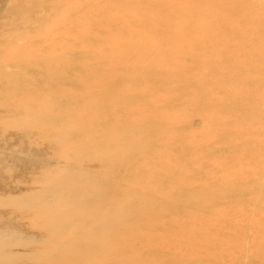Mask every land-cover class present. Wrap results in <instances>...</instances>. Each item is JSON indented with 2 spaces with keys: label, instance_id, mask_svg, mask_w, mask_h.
Here are the masks:
<instances>
[{
  "label": "rangeland",
  "instance_id": "1",
  "mask_svg": "<svg viewBox=\"0 0 264 264\" xmlns=\"http://www.w3.org/2000/svg\"><path fill=\"white\" fill-rule=\"evenodd\" d=\"M0 129L5 250L264 264V0H0Z\"/></svg>",
  "mask_w": 264,
  "mask_h": 264
},
{
  "label": "bare ground",
  "instance_id": "2",
  "mask_svg": "<svg viewBox=\"0 0 264 264\" xmlns=\"http://www.w3.org/2000/svg\"><path fill=\"white\" fill-rule=\"evenodd\" d=\"M52 1V0H51ZM105 1V3H106V1L107 0H104ZM177 1H179V0H177ZM96 2V1H95ZM92 3H94L93 1H92ZM97 3H100V2H98L97 1ZM108 3V2H107ZM118 3H119V0H118ZM121 3V2H120ZM178 3V2H177ZM96 5V4H95ZM96 6H98V5H96ZM96 6L94 7V10L95 9H97L96 8ZM108 7H110V6H108ZM91 8H92V6H91ZM92 10V9H91ZM93 10V11H94ZM111 11H113V9H110ZM109 11V10H108ZM96 13H97V10L95 11ZM99 12V11H98ZM109 13H110V11H109ZM118 14H119V12H118ZM105 16V15H104ZM112 16V15H111ZM108 17V16H107ZM115 17H117V16H115ZM119 17H120V15H119ZM89 18V16L87 17V19ZM125 18V17H124ZM117 19H119V18H117ZM99 20H101V19H99ZM98 20V21H99ZM119 21V20H118ZM114 23V22H113ZM116 23V22H115ZM157 48V47H156ZM112 50V49H111ZM16 127V126H15ZM18 127V126H17ZM16 127V128H17ZM30 127V126H29ZM0 131H1V129H0ZM25 131V130H24ZM8 132V131H7ZM20 132V131H19ZM23 132V131H22ZM1 133H4V129H2V132ZM0 133V134H1ZM26 133L27 132H25V135H26ZM6 134V133H5ZM5 134H4V137H5ZM2 135V134H1ZM22 136H25V135H23V134H21ZM3 136V135H2ZM16 136V135H15ZM18 136V135H17ZM66 136V135H65ZM1 137V136H0ZM26 137H27V135H26ZM69 137H71V134H70V136ZM72 138V137H71ZM32 139V138H31ZM263 139V138H262ZM10 140H12V139H10ZM70 140V139H69ZM69 140L66 142V143H68L69 142ZM85 140V143H86V139H84ZM89 140V139H88ZM1 141V140H0ZM8 141V140H7ZM21 141V140H20ZM24 141V140H23ZM29 141V140H28ZM5 142V141H4ZM18 142H19V140H18ZM63 142V141H62ZM88 142V141H87ZM90 142V141H89ZM2 143V142H1ZM21 143V142H20ZM29 143V142H28ZM33 143V142H32ZM51 143H53V142H51ZM65 142H64V144H66ZM96 143V142H95ZM6 145V144H5ZM5 145H4V147H5ZM16 145V144H15ZM24 145V144H23ZM29 146H30V144H28ZM35 145V143L33 144V145H31V146H34ZM18 146V145H17ZM21 146V145H20ZM36 146V145H35ZM3 147V146H2ZM1 147V149H4V148H2ZM16 147V146H15ZM15 147H13V148H15ZM6 148H7V146H6ZM5 148V149H6ZM12 148V147H11ZM4 149V150H5ZM18 149H19V147H18ZM25 149V148H24ZM31 149V148H30ZM10 150V149H9ZM13 150V149H12ZM27 150H29L28 148H27ZM26 150V151H27ZM6 151H8V149L6 150ZM24 150H22V152H23ZM25 151V152H26ZM17 151L15 150L14 152H12V153H16ZM33 152V151H32ZM8 153V152H7ZM10 153V152H9ZM27 153H30V152H26V154ZM11 154V153H10ZM24 154V153H23ZM32 154V153H31ZM30 154V155H31ZM18 155H19V153H18ZM30 155L28 154V156L30 157ZM49 155V154H48ZM24 156V155H23ZM34 156H36V154L34 155ZM34 156H32L31 155V157H34ZM53 156V155H52ZM3 157H4V155H3ZM26 157H27V155H26ZM37 158H38V155L36 156ZM35 157V158H36ZM9 158H11V157H9ZM28 158V157H27ZM49 158H54V157H49ZM60 158V157H59ZM12 159V158H11ZM10 159V160H11ZM31 159V158H30ZM30 159L28 160V161H30ZM40 159H41V161H42V158L40 157ZM57 159H58V157H57ZM13 160V159H12ZM15 160H16V158H15ZM14 160V161H15ZM34 160V159H33ZM18 161V160H17ZM17 161H15V163H17ZM26 161V160H25ZM25 161H24V163H25ZM40 161V162H41ZM3 162V161H2ZM13 162V161H12ZM31 162V161H30ZM5 163V162H4ZM29 163V162H28ZM27 163V164H28ZM33 163V162H32ZM32 163H29V164H31L32 165ZM179 163V162H178ZM9 164H10V162H9ZM18 164V163H17ZM28 164V165H29ZM41 164V163H40ZM24 165V164H23ZM39 165V164H38ZM5 166V165H4ZM6 166H8V168H11L12 166V170L14 171V169L16 168H14V164L12 163V166L11 167H9V165H6ZM30 166V165H29ZM32 167V166H31ZM7 168V167H6ZM7 168V169H8ZM17 168H19V167H17ZM2 169V168H1ZM3 169H5L4 167H3ZM28 169V168H27ZM160 169V168H159ZM9 170V169H8ZM23 170V169H22ZM1 171H3V170H1ZM27 171V170H26ZM4 172V171H3ZM12 172V171H11ZM16 172H17V169H16ZM1 173V172H0ZM23 173V172H22ZM31 173V172H30ZM2 174H4L5 175V173H2ZM2 174H1V176L0 177H2ZM11 175H12V173H10ZM25 174V173H24ZM7 175V174H6ZM28 175H30L29 173H28ZM9 176V175H8ZM22 176H23V174H22ZM25 176V175H24ZM11 177V176H10ZM62 177V179H63V176H61ZM19 178V177H18ZM18 178H16V179H18ZM1 179H3V178H0V181H1ZM7 179H9V178H7ZM15 179V180H16ZM57 179V178H56ZM59 179V178H58ZM61 179V180H62ZM84 179V178H83ZM23 181H25L24 179H22V182ZM14 182V181H13ZM12 182V183H13ZM21 182V181H20ZM1 183V182H0ZM18 184V183H17ZM21 184V183H20ZM27 185H29L28 183H26ZM8 185V184H7ZM7 185H4V186H7ZM27 185H25V186H27ZM4 186H3V188H4ZM9 186V185H8ZM40 188V187H39ZM38 188V189H39ZM78 189V188H77ZM74 190V189H73ZM71 191V195H74L73 193H75L76 194V192H75V190L74 191ZM26 191V190H25ZM24 191V192H25ZM80 190H78V192H79ZM2 192V191H1ZM4 192V191H3ZM41 192H43V191H41ZM23 193V192H22ZM66 193V192H65ZM62 194V193H61ZM68 194V193H67ZM70 194V193H69ZM62 196H64L65 198H66V196L64 195V193L62 194ZM75 196V195H74ZM79 197H81V196H79ZM15 198V197H14ZM14 198H13V201H14ZM78 198V197H77ZM16 199V198H15ZM46 198H42V199H39V200H41V201H44ZM82 199V198H81ZM19 200H20V198H19ZM79 200V202H80V198H78L77 199V201ZM76 201V202H77ZM15 202V201H14ZM14 202H12V203H14ZM20 202H22V201H20ZM19 202V203H20ZM63 203L64 202V200L63 201H59V203ZM78 202V203H79ZM11 203V204H12ZM38 203V204H37ZM58 203V204H59ZM71 203V202H70ZM70 203H65V205H66V207L68 206V205H70ZM74 202H72V204H73ZM15 204H16V202H15ZM31 204V203H30ZM35 205V207H40V206H42V203L40 202V201H36V204L35 203H32L31 205ZM76 204V203H75ZM64 205V204H63ZM47 206V205H46ZM14 207V206H13ZM12 208V207H11ZM32 209L34 208V207H31ZM47 208H50V206H47ZM32 213V212H31ZM30 213V214H31ZM49 213H51L52 215V219H50V218H48L46 221H41L40 222V224H39V226H42V227H45L46 229H48V230H51L52 232H53V239H55V240H53L54 242H56V239H59V238H61V237H72V235H76V236H80V234H78L77 233V231H76V228H74L73 226H72V223L74 222V218L73 219H71L70 217L71 216H69V213H63V211H61L60 210V208H58V207H54L53 208V211H51V212H49ZM79 213H81V212H79ZM89 213V212H88ZM87 212H85V213H81V215H82V217H81V219H83V216H85L86 214H88ZM21 214V213H20ZM25 215L27 216V215H29V214H26L25 213ZM50 215V214H49ZM89 215H91V214H89ZM31 216V215H30ZM80 216V215H79ZM93 216H95V214L93 215ZM106 216V215H105ZM10 218L12 217V216H9ZM9 217L7 218V219H2V220H0V259L1 258H4V259H9L10 260V262L8 263V264H10L11 262L13 263V261L14 260H21V259H24V260H32L33 261V263H36V264H38L39 262H43V258H44V256H45V254H43V252L41 253V251H38V252H35V253H30V251H27V250H24V251H22V252H16V251H13L12 249L11 250H5L4 248H3V238H2V231H1V229H3V231L7 228H9L10 226H11V224H12V222H10V219H9ZM28 217V216H27ZM89 217H91V216H89ZM87 218V217H85L84 219H90V218ZM1 218V217H0ZM19 218V217H18ZM61 218V219H60ZM98 218V217H97ZM21 219H23V216H22V218ZM81 219L79 220L80 221V223H81ZM96 219V218H95ZM99 219V218H98ZM17 220V219H16ZM20 220V219H19ZM18 220V221H19ZM72 220V221H71ZM100 220V219H99ZM98 220V221H99ZM110 220V219H109ZM109 220H108V222H109ZM18 221H16V222H18ZM21 221H23V220H21ZM84 221V220H83ZM105 221H107V220H105ZM104 221V222H105ZM25 222V221H24ZM30 222V221H29ZM75 223V222H74ZM79 223V222H78ZM77 223V224H78ZM7 226V227H6ZM9 226V227H8ZM13 226H14V224H13ZM20 226V225H19ZM6 227V228H5ZM28 227V226H27ZM26 227V228H27ZM25 228V229H26ZM18 230H20L19 228H17ZM12 230V229H11ZM11 230H10V233H9V235H12V233H11ZM14 230L15 229H13V232H14ZM23 231V230H22ZM33 231V230H32ZM38 232V231H37ZM41 232V231H40ZM39 233V232H38ZM14 234V233H13ZM19 234V233H18ZM24 234H25V232H24ZM30 234H32V233H30ZM33 234H35V233H33ZM17 235V234H16ZM20 235V234H19ZM36 235V234H35ZM44 235V234H43ZM7 236V235H6ZM15 236V235H14ZM25 236V235H24ZM41 236V235H40ZM40 236H38V237H40ZM42 237H45V236H42ZM86 238H87V236H85ZM30 238V237H29ZM25 239V238H24ZM28 239V238H27ZM31 239V238H30ZM37 239V238H36ZM35 239V240H36ZM50 239H51V237H50ZM65 240V239H64ZM85 240H87V239H85ZM41 241V240H40ZM50 241V240H49ZM43 242H45L46 243V240L45 241H43ZM53 242V243H54ZM62 241H60V243H61ZM103 242H105V241H103ZM107 242V241H106ZM68 243H69V241H68ZM47 244V243H46ZM51 244V243H50ZM30 245V244H29ZM35 245V244H34ZM26 246H27V244H26ZM20 247V246H19ZM42 247H43V245H42ZM72 246H70V249H72L73 250V248H74V245H73V248H71ZM18 248V247H17ZM22 248V247H21ZM23 248H25V247H23ZM77 248V247H76ZM41 249V248H40ZM81 249V248H80ZM86 249V248H85ZM75 251V250H74ZM78 251V250H77ZM81 251H85L84 250V248H83V250L81 249ZM32 252V251H31ZM86 252V251H85ZM71 253V252H70ZM74 253V252H73ZM68 253H66V256H68L67 255ZM77 254V253H76ZM75 253H74V255L72 256V257H74L75 255H76ZM72 255V254H71ZM70 255V256H71ZM76 257V256H75ZM74 257V258H75ZM76 259V258H75ZM100 260V259H99ZM77 261V260H76ZM79 262H80V260H78ZM19 262H22V260L21 261H19ZM82 262V261H81ZM16 263H18V262H16ZM84 263V262H83ZM109 262H107V264H108ZM114 263H116V262H113L112 264H114ZM149 263V261L148 262H146V264H148ZM0 264H3L1 261H0ZM14 264V263H13ZM85 264V263H84ZM109 264H111V262L109 263ZM117 264V263H116ZM124 264V263H123ZM126 264H128V263H126Z\"/></svg>",
  "mask_w": 264,
  "mask_h": 264
}]
</instances>
